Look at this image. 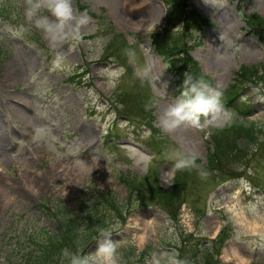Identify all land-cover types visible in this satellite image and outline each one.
Instances as JSON below:
<instances>
[{
    "label": "rangeland",
    "instance_id": "rangeland-1",
    "mask_svg": "<svg viewBox=\"0 0 264 264\" xmlns=\"http://www.w3.org/2000/svg\"><path fill=\"white\" fill-rule=\"evenodd\" d=\"M186 3L210 24L185 34L183 27L166 30L169 4L162 0H125L120 20L107 0H72L74 14L87 23L53 46L26 19L27 0H0V264L20 257L23 230L39 232L42 240L45 231L57 229L42 202L78 222L99 215L101 232H110L116 244L118 264H199L190 244L212 245L223 227L229 238L219 253L211 249V259L220 261L201 264H237L233 251L245 264H264V42L249 23L264 18V0ZM39 15L55 19L46 7ZM175 42L187 46L222 96L219 111L201 116L199 126L186 121L169 130L165 111L186 100L171 68L178 59L168 53ZM124 56L129 64L122 63ZM243 67L259 73L235 85ZM230 89L239 93L235 106H252L248 118L226 107L223 94ZM145 110L172 141L163 153L150 143L149 127L141 128ZM238 119L254 129L252 138L237 135ZM216 140L229 150L219 160L222 170L190 174L174 203L175 218L160 203L134 202L132 183L157 177L170 190L176 170H183L177 160L191 150L208 164ZM101 232L87 250L67 251L95 257L106 238ZM184 239L190 249L182 255ZM60 262L69 264L64 256Z\"/></svg>",
    "mask_w": 264,
    "mask_h": 264
},
{
    "label": "trees",
    "instance_id": "trees-1",
    "mask_svg": "<svg viewBox=\"0 0 264 264\" xmlns=\"http://www.w3.org/2000/svg\"><path fill=\"white\" fill-rule=\"evenodd\" d=\"M169 4L168 11H169V18H168V28H172L173 25L177 24V22L182 21L184 23V31L183 33L189 32L191 29H199L202 27L206 20L195 10V9H188L187 7V0H166ZM190 10V11H189ZM250 27L252 30L259 35L261 40L264 42V18H258L255 16L251 21H249ZM185 35H183L184 37ZM177 44V43H175ZM178 48L177 45L173 47L170 51L172 54L177 55ZM180 52V51H179ZM185 62L178 61L174 64L173 69H176V74H178V78L180 80L179 84L181 88H187L185 81L187 78H191L193 81L198 79H203L206 83H209V78L202 74L201 69L199 68L198 64L192 60L190 56H186L184 59ZM184 64V65H183ZM259 73L258 70H252L250 67H243L242 68V75L240 78L237 79L235 85H243L244 82L251 80V77L257 75ZM241 78H244L245 81ZM232 88H236V86ZM239 93L235 89H230L229 92L224 93L227 102L230 105H233L238 97ZM151 105V103H149ZM249 109V106L243 107L240 111L241 113H245ZM147 113L146 121L150 125L153 130V143L154 146L160 147L162 144L165 143L164 139L162 138V132L158 127H155L152 124L153 117L151 116V112L145 110ZM146 117V116H145ZM235 126H239L237 130V135L239 137L246 136L248 138H252L254 134V129L248 126L246 123L236 122ZM246 127V128H245ZM224 130V129H223ZM224 145L220 140H216V148L217 150L213 152L209 157L208 165H204L200 162V160H196L197 167L193 168H186L183 170H176L175 181L172 186V189L168 190L163 188L160 185V182L157 177L155 178H145V181L142 182L140 185H135L132 183V187L136 188L137 198L134 202H140L141 205L144 204H155L158 205L159 203L161 206L166 209L172 218L176 216V209L174 208V203L179 201L182 195L185 194L187 190L186 180L193 174L196 168H205L211 170H222L220 167V158L224 156L226 153L224 150ZM156 175V173H155ZM157 176V175H156ZM152 180V181H151ZM128 185L131 184V180L127 182ZM140 183V182H139ZM184 186V187H183ZM131 187V186H130ZM149 189L151 191V196L147 197L144 195L147 192L144 189ZM185 197L183 198V200ZM115 203V202H112ZM114 205V204H113ZM118 206V205H114ZM50 214L57 217V220L60 225V231L50 233L45 232L43 239L40 241L38 239V233H31L29 237L32 241L36 242L37 248L33 250L31 253L25 255V257L18 260L17 264H63L60 262L61 257L63 256V252L65 250L72 249L73 246L77 248L86 249L91 242L100 234L101 230L104 228V220L99 217L96 213H90L87 216V219L83 220V222H78V217L75 215H69L67 212L66 214L63 210H57L55 212L50 211ZM122 218L124 219L123 215ZM225 231V229H224ZM223 231L220 234L219 238L216 240V243L212 246H208L206 248L202 247V243H192L190 244L186 239L184 240L185 245L181 247L180 253L184 255L188 249H192L193 251V258L198 261L199 264L211 261H220L218 258L215 260L211 259V249L216 247V253H219L220 247L224 242L225 232ZM29 244V243H27ZM187 244H190L191 247L188 248ZM214 246V247H213ZM36 251V252H35ZM35 253V254H34ZM195 254V255H194ZM200 256H202L203 261H201ZM189 260V259H188ZM187 260V262H188ZM186 263V260H184ZM13 264V263H12Z\"/></svg>",
    "mask_w": 264,
    "mask_h": 264
},
{
    "label": "clouds",
    "instance_id": "clouds-1",
    "mask_svg": "<svg viewBox=\"0 0 264 264\" xmlns=\"http://www.w3.org/2000/svg\"><path fill=\"white\" fill-rule=\"evenodd\" d=\"M26 19L33 21L35 27L41 30L44 38L54 46L66 39L69 34L78 35L79 27L87 23L84 17H77L74 14L72 0H27ZM46 7L55 19H50L47 15H39L40 9ZM35 18V19H34ZM150 71L145 69L147 76ZM187 91L183 95L191 94L185 101L170 106L164 113L163 121L169 130L177 128L182 123L189 121L193 125L199 126L200 117H209L219 111L222 92L218 88L211 87L203 79L193 81L190 77L186 79ZM198 154L189 150L186 155L179 158L175 164L177 169L197 167L196 160ZM101 236L106 237L102 243L98 242L95 257L91 255L73 254L65 250L62 254L68 258L69 264H118L116 256V244L110 239L111 233L101 232Z\"/></svg>",
    "mask_w": 264,
    "mask_h": 264
},
{
    "label": "bare ground",
    "instance_id": "bare-ground-1",
    "mask_svg": "<svg viewBox=\"0 0 264 264\" xmlns=\"http://www.w3.org/2000/svg\"><path fill=\"white\" fill-rule=\"evenodd\" d=\"M125 0H107V2H109L111 5H113V13H115L117 15V18L120 20V18H124L122 16V13L120 11V5L124 2ZM139 1L141 0H132V3H134V5H137L139 3ZM131 2V1H130ZM264 13V12H263ZM203 64V63H202ZM204 66V65H203ZM204 70H207L206 67H204ZM258 223H253L252 226L254 228H257ZM233 257H235L237 259V264H245V259L244 256H242L241 254H239L237 251H233Z\"/></svg>",
    "mask_w": 264,
    "mask_h": 264
}]
</instances>
